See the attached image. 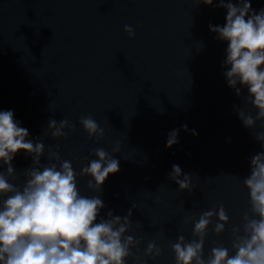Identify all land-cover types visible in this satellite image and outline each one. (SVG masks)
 I'll return each instance as SVG.
<instances>
[{
  "label": "water",
  "instance_id": "1",
  "mask_svg": "<svg viewBox=\"0 0 264 264\" xmlns=\"http://www.w3.org/2000/svg\"><path fill=\"white\" fill-rule=\"evenodd\" d=\"M252 8H264V0H253ZM225 16L215 0L212 6L197 0H0V111L11 110L31 139H43L42 164L49 146L77 173L97 148L119 161V172L107 177L100 193L87 189L89 177L78 176V188L102 198L101 215L123 216L135 205L126 233L142 239L139 251L132 249L141 258L135 264H175L169 244L181 234L193 238L188 218L221 204L229 222L219 236L209 226L204 253L214 243L230 247V228L248 210L243 179L250 157L264 151L253 137L264 133V122L246 128L234 111L243 103L223 75L227 42L209 30L223 26ZM125 25L134 29L133 38ZM88 115L104 129L103 139L83 130L79 121ZM50 118L67 119L74 130L44 136ZM173 129L180 130L178 143L169 148ZM12 163L23 171L31 157L21 151ZM174 164L182 176L194 175L191 193L169 179ZM153 240L162 254L144 258Z\"/></svg>",
  "mask_w": 264,
  "mask_h": 264
},
{
  "label": "clouds",
  "instance_id": "2",
  "mask_svg": "<svg viewBox=\"0 0 264 264\" xmlns=\"http://www.w3.org/2000/svg\"><path fill=\"white\" fill-rule=\"evenodd\" d=\"M252 2L215 0L217 7L226 9L225 23L209 25L216 39L227 42L223 75L227 86L242 99L243 107L234 106V111L249 129L257 121L264 122V8L255 10ZM200 3L212 6L214 0H197ZM124 31L129 39L135 35L129 25ZM249 107L255 110L254 116ZM79 123L89 138L103 139L104 129L91 115L81 117ZM182 127L188 130L187 125ZM260 127L264 128V123ZM65 128L74 130V125L67 119L57 122L50 118L44 136L64 137ZM179 131L168 133L166 147L178 143ZM191 134L197 135L195 130ZM253 137L264 148V133ZM21 151L31 157V166L17 171L12 162ZM115 152L119 149L114 148ZM94 156L77 173L71 161L61 160L59 152L49 146L47 163L42 164L43 139H31L11 110L0 111V264H127L129 258L135 264L141 259L133 256L132 249L138 252L142 239L126 235L132 228L135 205L123 216L112 210L101 215L106 207L102 198L80 194L78 176L89 177L87 189L100 193L107 177L120 170L119 161L105 149H95ZM181 176L180 166L174 164L169 179L180 191L191 193L194 175ZM243 185L248 190L249 207L242 223L230 228V247L214 243L207 256L204 253L209 226L213 235L219 236L229 222L221 204L203 211L198 219L188 218L193 238L185 240L181 234L169 244L175 264H264V151L250 157V175ZM161 254L153 240L147 243L143 257L155 259Z\"/></svg>",
  "mask_w": 264,
  "mask_h": 264
}]
</instances>
